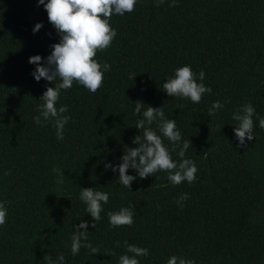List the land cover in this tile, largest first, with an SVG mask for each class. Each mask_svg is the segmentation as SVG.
<instances>
[{"label": "trees", "instance_id": "16d2710c", "mask_svg": "<svg viewBox=\"0 0 264 264\" xmlns=\"http://www.w3.org/2000/svg\"><path fill=\"white\" fill-rule=\"evenodd\" d=\"M37 22L43 27L33 33ZM110 24L117 36L94 57L110 70L96 92L76 82L61 90L57 107L68 105L71 119L58 140L51 121L38 125L33 116L46 88L60 81L37 82L29 57L39 54L43 64L60 37L37 0H0V201L8 209L0 264H48V255L61 253L66 264H119L125 241L149 249L140 264H166L172 255L196 264H264V128L253 116L254 138L239 147L232 119L248 103L264 117V0H179L174 7L138 0ZM186 64L197 76L203 70L212 89L199 103L162 89ZM217 100L223 107L210 116ZM136 101L176 120L191 141L185 158L197 166L195 181L172 185L159 171L137 176L129 191L105 167L138 146ZM88 187L110 193L96 228L79 198ZM129 205L134 223L112 227L107 213ZM81 220L90 222L83 243L97 253L71 252L72 225Z\"/></svg>", "mask_w": 264, "mask_h": 264}, {"label": "clouds", "instance_id": "9594fccd", "mask_svg": "<svg viewBox=\"0 0 264 264\" xmlns=\"http://www.w3.org/2000/svg\"><path fill=\"white\" fill-rule=\"evenodd\" d=\"M165 0H155L157 6ZM138 0H37V6L43 5L47 11L48 20L54 26L60 39L58 43L51 45L50 55L41 64L42 57L37 54L29 57V63L35 64L32 76L39 82L41 78L53 82L59 80L55 86L47 87L40 97L38 115L33 116L36 124L51 121L56 129V138L64 139L65 125L71 116L68 113V105H60L57 102L61 90H67L76 82L90 92H96L103 84L104 73L110 70V64L101 63L94 57L98 51L109 48L117 36V30L110 24V18L115 15L124 16L131 13ZM179 0H169V7H174ZM43 27L42 22H37L33 27V33ZM173 77L162 84L163 91L170 97L189 99L192 103H199L205 93H211V87L203 83L205 72L201 70L197 76L191 65H183L175 70ZM135 77V76H134ZM130 76V79L134 78ZM133 109L134 115L141 116L135 122L137 129H143V135H137L133 143L137 147H125L120 163H108L106 168L119 173V183L130 191L131 184L139 178H146L159 171H164L172 185H178L185 181L192 183L196 179L198 171L194 160L185 158V153L191 145L189 139H183L175 119L165 117L163 107L144 108V102L136 101ZM221 101H214L208 109L213 115L221 109ZM257 116L259 126L264 128V117L256 113L255 107L245 104L240 110L233 112L232 119L238 122L234 128L235 139L238 146L243 147L246 140L254 138V120ZM156 123L159 128L157 134L151 125ZM164 138L172 144L170 150L163 142ZM178 149L180 160L172 158V151ZM133 169L136 175L128 174ZM79 198L86 205L85 211L93 218L91 224L96 228V223L101 220L104 205L108 204L110 193L98 191L95 188H80ZM189 197L188 193H182L176 203L183 207V201ZM112 227L122 225L131 226L134 223V207L129 205L121 207L119 211L107 213ZM8 218V209L3 201H0V227ZM89 221L81 220L79 224L72 225L71 252L77 255L81 247L89 250V253H97L98 249L88 241ZM83 229V231H81ZM43 239V237H41ZM117 246L119 242H117ZM126 251L120 255L119 264H140V257L150 254L147 247L124 242ZM131 253L132 255H129ZM48 264H66L63 253L55 259L48 255ZM166 264H196L195 260L181 256H170Z\"/></svg>", "mask_w": 264, "mask_h": 264}]
</instances>
